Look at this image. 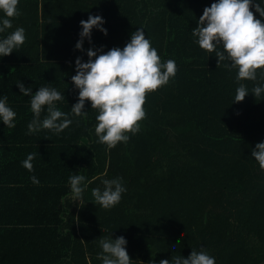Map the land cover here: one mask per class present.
<instances>
[{"label":"trees","instance_id":"1","mask_svg":"<svg viewBox=\"0 0 264 264\" xmlns=\"http://www.w3.org/2000/svg\"><path fill=\"white\" fill-rule=\"evenodd\" d=\"M212 2L19 0L20 15L12 18V28L22 26L26 39L17 50L35 53L13 58L18 64L0 80L10 81L18 72L16 79L30 78L35 87L64 83L56 87L64 93L65 101L57 102L62 111L70 112L78 89L69 74L54 76L52 64L40 63V55L75 48L79 22L89 14L102 16L107 34L93 28L84 50L123 48L140 26L162 61L175 60L177 71L166 85L146 94L145 118L127 143L107 149L97 141V110L89 101L84 105L87 115L72 116L73 123L58 136L41 129L32 138L12 137L19 142L0 155V168L19 173L9 166L15 169L27 153H36L33 172L23 182L35 175L39 183L25 187H31L32 195H24L21 209L30 215L17 219L21 221L11 230L0 229V264H101L97 239L109 235L125 237L133 264L187 258L192 248L201 247L215 257V264H264V169L250 156L264 140V95L248 93L232 103L236 69H226L224 62L217 65L214 52L194 42L191 29ZM43 57L50 62L54 56ZM75 59L66 56L60 64L71 70ZM25 60L33 65L24 73L19 65ZM244 83L251 89L255 82ZM18 98L17 103L29 102L28 97ZM31 118V110L17 107L15 129L26 130ZM6 128L0 122V129ZM77 172L91 181L83 202L70 194L68 176ZM116 176L127 191L118 204L102 208L91 190L102 189V179Z\"/></svg>","mask_w":264,"mask_h":264},{"label":"clouds","instance_id":"2","mask_svg":"<svg viewBox=\"0 0 264 264\" xmlns=\"http://www.w3.org/2000/svg\"><path fill=\"white\" fill-rule=\"evenodd\" d=\"M19 0H0V57L9 55L24 43L25 30L22 26L12 28V18L20 15L17 7ZM250 7L264 18V0H213L203 9L202 15L191 29L194 42L209 53L214 52L217 65L221 62L226 69H236L237 87L232 103L243 101L246 94L260 97L264 95V22L254 18ZM79 39L75 43L77 50L84 51L85 39L91 43V32L95 28L103 34L101 15L89 14L87 20H80ZM12 29L11 31H7ZM89 47L88 57L84 62L78 56L75 59V74L71 76L73 86L78 89L77 100L70 112L62 111L58 101H65L62 94L51 83L40 85L35 92L32 86H25L19 79L15 82L19 92L29 98L32 118L27 123V134L48 129L59 135L73 123L72 116L84 117L85 101L90 102L91 109H96L95 133L97 141L105 144L107 149L118 143H127L130 134H136L145 118L143 107L147 93L154 92L166 85L176 74V62L173 59L161 60L157 49L145 36L144 28L138 27L130 34L123 48L113 47L102 51ZM99 53V54H98ZM244 81H252L249 89ZM45 113L43 117L41 114ZM16 112L10 106L7 95H0V122L9 129L16 125ZM36 153H27L20 163L30 173L33 172L32 161ZM250 156L261 169H264V140L256 143ZM103 175V174H102ZM29 180L38 184L35 175ZM91 181L78 172L68 176L70 194L74 201L83 202V192ZM103 188H92L96 204L102 208H111L121 200L127 189L121 177L101 180ZM101 251L97 253L101 264H133L126 251L124 236L112 238L99 237ZM148 264H156L149 260ZM158 264H215V257L201 247L192 248L185 258L182 255L161 259Z\"/></svg>","mask_w":264,"mask_h":264},{"label":"crops","instance_id":"3","mask_svg":"<svg viewBox=\"0 0 264 264\" xmlns=\"http://www.w3.org/2000/svg\"><path fill=\"white\" fill-rule=\"evenodd\" d=\"M63 33V32H60ZM98 33H101L98 30ZM64 35H66L67 37H70V34L63 33ZM75 35L77 36V40L79 39V31H77L75 33ZM76 36H74V38L76 39ZM59 39H63V37L60 36ZM75 46V45H73ZM21 50H15L12 53H10L9 55L0 57V75H4L5 77L8 74V70H10V74L12 73L13 69H14V65H16V63L18 64V62L12 61L13 58H29L31 56H34L35 51L34 50H25V53H20ZM20 54H22V57H20ZM39 54H42L41 51ZM64 54V56H62ZM54 56L52 57V60H50V62H46L47 59H44V57L42 58V56ZM40 55L41 59H40V63H51V71L55 74H53L54 76H56L58 79H61L63 75H67L69 74V78H70V84H72L73 86V82L71 81V76L75 74V66H71V70L66 71L65 66H62L61 60L65 59L66 56L68 57H80L81 60L83 61L82 57H86V50L81 51L79 50L78 52L75 50L74 47H71L70 49H68L65 52H61L57 51V52H52L50 53V55ZM22 60V59H21ZM75 61V60H74ZM33 63L31 62H27L25 60V62L20 63L19 66L24 67V73L27 71V67L28 66H32ZM43 68H48V72L50 71V67H43ZM16 69V68H15ZM65 72V73H64ZM14 77L11 78L10 81H5V80H0V95H7L8 97V102L10 104V106L14 109V111L17 114V107H22L25 109V111H29L30 110V105L29 102H27V100H25V102L23 103H17L15 98L18 97H26L23 96L20 92L18 87L16 86L15 82L17 81L16 78H20V73L15 72ZM21 81V80H20ZM32 80L30 78H26L25 81H22V83L27 87V86H32V91L34 92L35 89H37L39 86L35 87L34 83H31ZM45 83H51V86L53 87H57L59 85H64V83H58V82H43V84ZM41 83V85H43ZM74 87V86H73ZM12 99H14V101H11ZM19 99V98H18ZM17 119V118H16ZM16 126L14 128H6V129H0V155L2 156L3 153L6 152L7 149L11 148L14 146V144H17L19 142V140H14L12 137H18L20 139H27V138H32L33 136H35L34 133L32 134H27V129L23 130V131H18L17 129H15ZM46 136H50V135H46ZM58 136V135H57ZM21 147H23L22 145L20 146V151H21ZM27 147V146H26ZM1 159V158H0ZM23 160V158H21L19 161L21 162ZM18 161L17 166L14 165V168H12V166H9V168H11V170H20L19 173H12L9 170H5V169H1L0 168V229L1 231L5 232L8 230H11L13 225H17L15 224L16 222H19L21 220H17V219H23V218H27L30 215V211L26 210V209H21L23 206L22 203L24 201V195L29 193V197H31L32 195V189L31 187L29 188H25L27 187L28 184H30V186H32L31 182H23V179H27L28 181V170L26 168H23V166L21 165V163ZM1 162V161H0ZM25 205H29L27 203H25ZM45 215H50L49 213H46ZM30 221H33V218L30 219ZM20 225H18L19 227Z\"/></svg>","mask_w":264,"mask_h":264}]
</instances>
